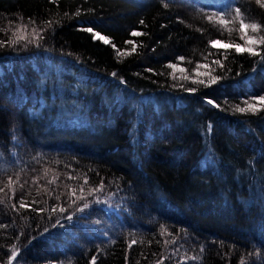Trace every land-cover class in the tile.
<instances>
[{
    "label": "trees",
    "instance_id": "1",
    "mask_svg": "<svg viewBox=\"0 0 264 264\" xmlns=\"http://www.w3.org/2000/svg\"><path fill=\"white\" fill-rule=\"evenodd\" d=\"M261 38L264 0H0V264H264Z\"/></svg>",
    "mask_w": 264,
    "mask_h": 264
},
{
    "label": "snow or ice",
    "instance_id": "2",
    "mask_svg": "<svg viewBox=\"0 0 264 264\" xmlns=\"http://www.w3.org/2000/svg\"><path fill=\"white\" fill-rule=\"evenodd\" d=\"M235 12H236V15H237V16H240V15H241V10H240L239 8H236ZM77 15H79V13H77ZM220 22H221V23H226V21H224V20H221ZM141 23H143V22H141ZM248 27H251V29H252L253 32L258 31V29H259V26H258L257 24L252 23V24L249 25V24H245V23L243 22V20H241V23H240V30H241V31H244V30H245L246 28H248ZM84 30H86V31H88V32H93V29H92L91 27L86 28V29H84ZM13 35H15V33H14ZM93 35L96 36V38H98V39L104 40V37H103V36H100L99 33H93ZM132 35L137 36V35H142V33L133 32ZM241 38L243 39V37H241ZM259 42L262 43V44H264V38H261V40H260ZM105 43H108V41L105 40ZM211 43H212V46H213V47H216L217 45H220V44H221V42H220L219 40L212 41ZM247 43H248V44H254V43H256V41L250 39V40L247 41ZM2 44H3V42L0 41V46H2ZM223 46H224V47H232L233 45H223ZM235 47H236V51H237V52H240L241 50H243V51L249 52L250 54H252V55H254V56H258V55H260L258 52H256L254 49H252V48H250V47H249V48H243V49H241V47H240L239 45H235ZM216 63H219V61H216ZM168 67L172 68V67H174V65H168ZM216 81H217V78H216V77H213L212 80H211V83H212V84H215ZM200 83H204V82H203V81H200ZM191 91H195V90L192 89ZM259 100H260L261 103H264V96L259 97ZM207 102H208L209 104H212V103H213V101H212L211 99H209ZM245 103H247V102L245 101ZM248 108H251L253 111H255V109L253 108V106H252L251 104H248ZM236 110H238V111H240V112H245L247 109H245V108H237ZM85 183H87V180H85ZM101 187H102V186H101ZM82 199H83V198H82ZM20 207L23 208V207H25V205H24L23 203H21V204H20ZM87 208H89V204H88V203H85L84 206H83V208H78L77 211H79V212H83L84 209H87ZM53 211H55V209H54ZM60 211H61V212H64L65 209L61 208ZM67 219H68L69 221H71V220H72V216L69 215V216L67 217ZM133 243H135V241H133ZM129 247H131V245H129ZM15 258H16V253L13 252V253H12V257H11V259L14 260ZM92 264H95V258H93V260H92ZM241 264H243V261L241 262Z\"/></svg>",
    "mask_w": 264,
    "mask_h": 264
},
{
    "label": "rangeland",
    "instance_id": "3",
    "mask_svg": "<svg viewBox=\"0 0 264 264\" xmlns=\"http://www.w3.org/2000/svg\"><path fill=\"white\" fill-rule=\"evenodd\" d=\"M214 41H216V40H214ZM211 45H212V43H211ZM223 45H225V44L221 43L220 45H217L216 47H224Z\"/></svg>",
    "mask_w": 264,
    "mask_h": 264
}]
</instances>
